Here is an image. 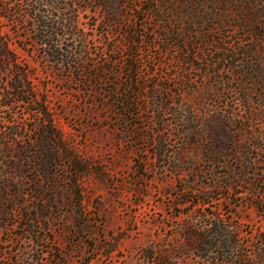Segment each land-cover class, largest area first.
I'll use <instances>...</instances> for the list:
<instances>
[{
    "label": "rangeland",
    "instance_id": "obj_1",
    "mask_svg": "<svg viewBox=\"0 0 264 264\" xmlns=\"http://www.w3.org/2000/svg\"><path fill=\"white\" fill-rule=\"evenodd\" d=\"M88 1L95 44L156 88L126 106L127 67L113 92L18 49L53 125L0 98L5 264H264V0Z\"/></svg>",
    "mask_w": 264,
    "mask_h": 264
},
{
    "label": "trees",
    "instance_id": "obj_2",
    "mask_svg": "<svg viewBox=\"0 0 264 264\" xmlns=\"http://www.w3.org/2000/svg\"><path fill=\"white\" fill-rule=\"evenodd\" d=\"M108 9L114 15H119L122 0H93ZM150 5L144 9L148 13L163 17L157 0H147ZM88 0H0V73H5L8 80L0 86L2 106L23 102L36 105V111L47 116V127L53 125V119L48 114L49 103L39 99L38 87L34 82V71L30 66L22 63L18 49L26 51L35 61H40L65 80L88 81L104 80L111 84V91L117 89V77L124 67L128 69L130 78L126 86L123 105L139 104L138 100L129 98L127 92L133 90L137 95L148 92L153 86H146L139 78L140 62L136 53L129 55L125 60L110 49L103 51L100 45L95 44V35H107V29L100 28L108 25L84 23L80 19L81 11L85 10ZM141 8V7H140ZM139 8V9H140ZM84 16V15H83ZM188 33L180 35L182 39ZM100 46V50L97 49ZM134 57V58H133ZM174 79L173 77H169ZM140 79H142L140 77ZM168 87H163L167 90ZM116 92V91H115ZM152 98L162 97L160 93H151ZM158 110L165 107L164 101L155 100ZM140 105V104H139ZM51 133V132H50ZM0 131V139H4ZM1 226V225H0ZM219 235L223 229L217 225ZM0 264H5L0 252Z\"/></svg>",
    "mask_w": 264,
    "mask_h": 264
}]
</instances>
